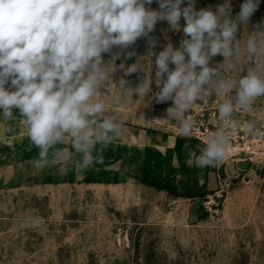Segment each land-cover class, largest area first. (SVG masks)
Here are the masks:
<instances>
[{
    "label": "rangeland",
    "instance_id": "1",
    "mask_svg": "<svg viewBox=\"0 0 264 264\" xmlns=\"http://www.w3.org/2000/svg\"><path fill=\"white\" fill-rule=\"evenodd\" d=\"M223 2L196 0V9L215 11ZM243 2L232 0L233 18ZM150 7L159 5L154 0ZM261 23L264 0L238 37L246 40ZM184 24L181 19L175 32L158 22L150 33L157 40L152 50L158 53L169 41L179 47ZM148 50L147 39L140 38L104 59L119 53L116 65L130 66ZM130 51L136 55L125 59ZM222 62L217 55L210 65ZM237 66L242 71L243 57ZM143 67L154 66L146 60ZM220 73L238 74L223 67ZM145 75L125 79L135 88ZM121 76L118 70L114 78ZM157 90L153 83L148 96L132 98L112 85L98 93L105 114L123 127L113 142L97 145L103 162L86 169L77 166L79 156L33 167L39 150L29 147L23 120H0V264H264V97L233 117L238 126L257 120L261 134L235 130L225 160L198 168L187 161L215 131L223 97L197 102L189 115L199 131L183 137L177 121L162 120L172 102L156 103L151 97ZM13 115L20 118L19 110ZM57 147L74 152L70 136Z\"/></svg>",
    "mask_w": 264,
    "mask_h": 264
},
{
    "label": "clouds",
    "instance_id": "2",
    "mask_svg": "<svg viewBox=\"0 0 264 264\" xmlns=\"http://www.w3.org/2000/svg\"><path fill=\"white\" fill-rule=\"evenodd\" d=\"M0 0V120L22 119L29 141L38 157L33 167L42 169L49 159L79 156L77 166L88 168L103 162L97 145L117 139L123 121L106 115V105L97 98L115 85L130 97L148 96L156 103L171 101L166 121H177L179 134L190 137L199 131L189 115L197 102L223 97L216 106L215 131L209 132L199 155L191 153L188 166H219L228 155L230 136L238 129L248 136H259L257 120L239 126L233 118L237 109L250 111L264 97V23L255 25L246 40L238 37L260 0H244L232 17V0H224L215 11L196 9V0ZM184 38L175 47L169 41L156 53L157 40L150 36L158 22L166 21L171 31ZM146 38L149 50L126 66L116 61L120 54L105 60L114 48L123 51L138 39ZM136 55L127 52L125 59ZM220 55L223 62L210 65ZM155 57L153 62L152 57ZM243 57V69L237 61ZM148 60L154 66L145 70ZM174 65V68H170ZM238 72L224 77L221 68ZM246 68V74H242ZM123 76L115 79V73ZM143 72L137 87H129L125 77ZM226 93H232L225 95ZM18 109L20 118L13 115ZM71 137L67 152L57 147ZM187 147V146H186ZM95 153V155H94Z\"/></svg>",
    "mask_w": 264,
    "mask_h": 264
}]
</instances>
